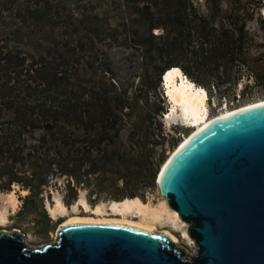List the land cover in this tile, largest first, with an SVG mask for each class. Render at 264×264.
Masks as SVG:
<instances>
[{"label":"trees","instance_id":"trees-1","mask_svg":"<svg viewBox=\"0 0 264 264\" xmlns=\"http://www.w3.org/2000/svg\"><path fill=\"white\" fill-rule=\"evenodd\" d=\"M128 3L133 4V13L143 22L142 28L137 27L129 37L131 47L141 49L147 65L150 82L146 102L152 92L157 98L152 121H157L163 103L166 104L159 92L161 81L174 68H181L209 93L229 99L231 95L236 99L240 83L247 84L245 88L252 81L264 85V78L261 79L264 54H256L259 43L250 29L252 21H262L258 13L264 0H129ZM41 6L27 8L28 18L43 20L51 5ZM1 8L6 7H0V12ZM118 37L114 36L116 41ZM48 47L45 54L29 60L8 49L0 38V181L6 177L0 190L10 191L13 184H19L29 190L26 200L41 197L55 174L67 175L75 183L71 185L69 181L72 190L89 189L91 177L97 173L95 165L113 164L120 170L124 158L132 163L138 160L142 153L140 142L145 145L150 138L151 145H156L162 136L159 127L145 129L144 136L139 137L140 132L134 131L137 147L118 146L126 105L122 96L96 88V76L79 82L81 67L79 70L76 67L73 74L68 71L71 63L81 65L75 60L80 52L86 51L83 42L51 43ZM243 95L246 96L245 91ZM29 164H33L30 170ZM15 165L22 167L17 173L2 170ZM85 165L92 170L84 169ZM153 165L150 162L142 166L146 168L144 178L152 181L157 173ZM126 177L113 181L123 179L128 187L130 181ZM126 191V197L139 196L134 189ZM92 193L99 196L97 190L92 189ZM73 195L65 199L67 204L76 199V194Z\"/></svg>","mask_w":264,"mask_h":264},{"label":"rangeland","instance_id":"rangeland-1","mask_svg":"<svg viewBox=\"0 0 264 264\" xmlns=\"http://www.w3.org/2000/svg\"><path fill=\"white\" fill-rule=\"evenodd\" d=\"M129 0H0V38L2 43L10 50L20 52L22 55L33 60L48 50L51 43H75L83 42L86 51L79 53L75 61L81 65L70 64L68 71L75 73L76 69L83 70L77 75L81 83L84 80H91L94 76L96 88L105 89L110 94L119 93L126 103L122 113V124L120 127L118 146L129 149V146L136 145L137 139H133V132L137 131L139 136H144V130L158 128L162 131L158 143L152 144V139H147V143L142 146V153L134 156L138 159L132 163L128 158L120 164L119 170L113 164L95 165L96 174L92 175V184L89 189L77 187L76 190L69 188L70 178L67 175L55 174L49 179V183L44 187L41 197H34L26 200L29 190L19 184H13L10 191H14L18 199V205L14 209L10 207L8 211V222L0 226V233L21 232L27 243V246L36 248L54 243L58 237V230L61 224L69 217L74 216H94L92 212L85 210V206L75 211L73 204L82 196H85L91 207L96 206L100 201L110 202L120 200L126 197V189L130 192L134 189L139 193V197L153 205H161L167 199L162 196L158 182L157 174L163 163L176 149V147L192 132V128L182 123H175L171 120V102L167 95V90L163 80L161 81V91L164 100L163 112L158 116L157 121H152V111L158 107L157 98L152 92L149 96L148 104L146 102V91L148 88V76L146 73L145 60L142 59L141 49L131 47L132 41L130 35L137 27L143 26L141 19L133 13V4ZM51 5L50 12L43 17V20H31L26 15L27 8H42V4ZM31 6V7H28ZM41 6V7H40ZM260 22L252 21L250 26L252 33L257 37L259 45L256 54H264V7L258 13ZM119 35L118 41L114 36ZM91 37V38H90ZM93 39L95 44L93 43ZM264 58V57H263ZM183 71V70H182ZM185 74V73H184ZM190 80V76L185 74ZM163 78V76H162ZM264 77H261L263 79ZM190 81L197 84L193 79ZM147 82V83H145ZM152 82V81H151ZM239 84L238 91L235 94L236 99L219 97L217 93H209L208 90V109L212 117L227 110L264 99V85L250 82ZM204 88V87H203ZM117 89V92H116ZM244 91L246 96L244 97ZM240 95L243 97L240 98ZM152 124V127L150 126ZM134 135V136H137ZM135 138V137H134ZM141 141V140H139ZM148 144V145H147ZM151 146H154L152 149ZM138 149V148H137ZM137 152V150H136ZM152 153V154H151ZM5 159V158H3ZM153 162L157 173L153 181L145 176L142 168L145 163ZM5 166V163H1ZM90 165L85 168L92 170ZM128 166V170L125 167ZM33 164H29L27 169H31ZM124 168V169H123ZM22 169L20 165L9 166L2 170L17 173ZM90 176V175H89ZM127 176L130 181L127 185L122 180L113 181L118 177ZM6 177L0 181V186L4 187ZM74 185L73 181H70ZM143 183L140 185V183ZM149 182L150 184H147ZM99 190H98V189ZM92 189L97 190L92 193ZM9 191L0 190V207L9 206L6 202V194ZM76 199L67 204L65 199L74 196ZM3 195V196H2ZM2 197V199H1ZM60 198L68 214L63 217L54 218L49 209V205L55 206L56 199ZM2 201V202H1ZM169 205V203H168ZM11 206V205H10ZM169 207L173 209L170 205ZM179 214V213H178ZM110 212L107 217H114ZM121 217V216H119ZM182 220V219H181ZM171 229V228H170ZM173 229V232L179 237L177 243L179 248L185 250L188 257L197 243L189 235L184 238L183 226L181 229ZM187 230V227H186Z\"/></svg>","mask_w":264,"mask_h":264},{"label":"water","instance_id":"water-1","mask_svg":"<svg viewBox=\"0 0 264 264\" xmlns=\"http://www.w3.org/2000/svg\"><path fill=\"white\" fill-rule=\"evenodd\" d=\"M162 167L161 194L197 243L188 257L162 230L69 222L42 248L1 232L0 264H264V104L207 126Z\"/></svg>","mask_w":264,"mask_h":264},{"label":"bare ground","instance_id":"bare-ground-1","mask_svg":"<svg viewBox=\"0 0 264 264\" xmlns=\"http://www.w3.org/2000/svg\"><path fill=\"white\" fill-rule=\"evenodd\" d=\"M191 80V79H190ZM184 74L181 68H174L167 72L163 78L164 85L167 90V95L171 102V121L175 123H182L192 128L191 134H189L171 153L167 160L163 163V167L176 155L189 140H191L201 130L210 126L211 124L227 118L232 114L239 113L243 110L250 109L255 105L264 104V99L251 102L237 108L227 109L215 116L209 115L208 109V92L206 89L196 86L194 82L190 81ZM162 167V169H163ZM162 170L159 175L161 178ZM6 194V199L9 204L0 207V226L5 225L8 222V211L10 207L16 208L18 205V199L14 191H9ZM3 196V195H2ZM2 199V197H1ZM2 202V201H1ZM56 205H49L52 217L59 218L68 214L69 209L60 198L56 199ZM11 205V206H10ZM85 206V210L92 212L94 216H74L66 219L61 224L60 229L69 222H85V223H123L133 226H140L150 228L155 231L162 230L165 232L173 242L176 244L180 242L179 237L173 232V229H184V238H190L186 230V225L181 220L178 211L171 209L166 201L161 205H153L149 202L137 197H126L121 200H112L110 202L100 201L96 206L91 207L85 196L80 197L74 204V212ZM115 215L114 217H107V213ZM110 215V216H111ZM121 216V217H119ZM171 228V229H170ZM59 229V230H60ZM27 240H25L26 242ZM38 246L36 248H42Z\"/></svg>","mask_w":264,"mask_h":264}]
</instances>
